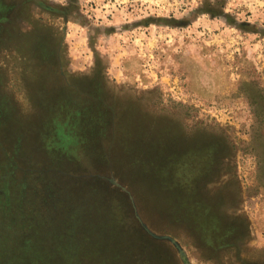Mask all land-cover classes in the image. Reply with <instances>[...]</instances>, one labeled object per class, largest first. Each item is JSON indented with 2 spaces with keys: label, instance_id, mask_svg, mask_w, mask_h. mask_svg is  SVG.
<instances>
[{
  "label": "rangeland",
  "instance_id": "rangeland-1",
  "mask_svg": "<svg viewBox=\"0 0 264 264\" xmlns=\"http://www.w3.org/2000/svg\"><path fill=\"white\" fill-rule=\"evenodd\" d=\"M0 211L5 264H264V0H0Z\"/></svg>",
  "mask_w": 264,
  "mask_h": 264
},
{
  "label": "trees",
  "instance_id": "trees-1",
  "mask_svg": "<svg viewBox=\"0 0 264 264\" xmlns=\"http://www.w3.org/2000/svg\"><path fill=\"white\" fill-rule=\"evenodd\" d=\"M14 221L15 219L13 216H8L2 211H0V250L2 249V251L0 252V256L2 257L4 256L5 258L8 256L9 259L15 261L17 260V262H19L18 259L23 257L24 253H32L33 256L36 255L34 248L35 239L32 237L30 233H27V235L25 234L27 237L25 238V236H22L24 235L22 231H21L22 233H20L22 238L19 234L17 233L14 234L15 230L18 228L16 227L18 226V224L16 225ZM24 226H28V225H24ZM4 234L5 236L3 237L2 235ZM24 257L28 258L29 255H25ZM9 263L16 264V262H9ZM0 264H5V263L0 262ZM29 264H38V263L34 261Z\"/></svg>",
  "mask_w": 264,
  "mask_h": 264
}]
</instances>
